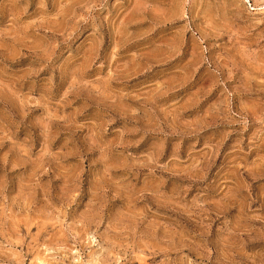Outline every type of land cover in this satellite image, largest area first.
<instances>
[{
	"label": "rangeland",
	"instance_id": "374dc122",
	"mask_svg": "<svg viewBox=\"0 0 264 264\" xmlns=\"http://www.w3.org/2000/svg\"><path fill=\"white\" fill-rule=\"evenodd\" d=\"M0 264H264V0H0Z\"/></svg>",
	"mask_w": 264,
	"mask_h": 264
}]
</instances>
